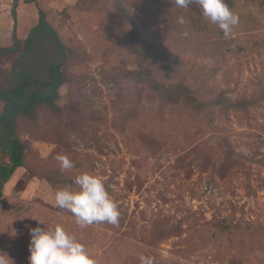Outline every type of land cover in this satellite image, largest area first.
I'll use <instances>...</instances> for the list:
<instances>
[{
	"label": "rangeland",
	"instance_id": "1",
	"mask_svg": "<svg viewBox=\"0 0 264 264\" xmlns=\"http://www.w3.org/2000/svg\"><path fill=\"white\" fill-rule=\"evenodd\" d=\"M231 1L239 23L225 37L196 3L20 0L19 39L41 9L68 59L57 106L19 119L25 164L0 199V251L14 264H29L30 228L57 224L100 264H141V255L153 264H264V6ZM12 9L13 0H0V47L12 45ZM131 40L146 59L142 70ZM34 43L23 61L30 90L49 81L48 66L62 55L44 34ZM17 58L4 61L2 84ZM143 68L154 81L139 78ZM155 83L182 85L198 104L170 103ZM7 143L0 123V163L9 162ZM57 154L74 167L61 171ZM83 172L103 178L118 226L81 227L55 206V192L76 188Z\"/></svg>",
	"mask_w": 264,
	"mask_h": 264
},
{
	"label": "clouds",
	"instance_id": "2",
	"mask_svg": "<svg viewBox=\"0 0 264 264\" xmlns=\"http://www.w3.org/2000/svg\"><path fill=\"white\" fill-rule=\"evenodd\" d=\"M172 3L185 9L196 3L203 16L216 24L225 37L239 23V16L229 8L226 0H172ZM186 23L183 15L177 17L178 25L183 26ZM181 35L187 37L189 33L185 30ZM55 159L59 162L61 171L74 167L66 154H57ZM75 185L76 188L69 185L55 192L56 207L72 213L81 227L105 222L119 225L118 204L110 195L101 176L83 172L76 176ZM37 221L44 225L43 221ZM30 237L29 264H100L87 247L60 224L54 228L39 225L30 228ZM139 259L141 264H153L151 257L141 255ZM0 264H14V261L6 252L0 251Z\"/></svg>",
	"mask_w": 264,
	"mask_h": 264
},
{
	"label": "trees",
	"instance_id": "3",
	"mask_svg": "<svg viewBox=\"0 0 264 264\" xmlns=\"http://www.w3.org/2000/svg\"><path fill=\"white\" fill-rule=\"evenodd\" d=\"M33 1L24 0L25 4H30ZM259 1L264 6V0ZM226 2L232 1L226 0ZM19 5L20 0H13L12 17L14 19V29L12 33V45L0 47V77L3 72L2 66L4 61L18 55L11 80L5 85L0 81V102L3 104V112L0 113V123L5 125L8 137V143L4 146L3 151L4 153L6 151L9 159L7 164L0 163V199L4 196L5 185L25 164L27 146L18 135L19 119L21 117L34 118L38 107L41 105L56 107L60 99V89L67 83L65 67L68 52L56 31L47 22L45 12L39 9V22L37 26L31 30L30 35L22 42L17 33V10ZM43 34L55 41L57 47L62 51V55L58 62L48 66L49 81L42 88L30 90L32 86L31 78L23 68V61L34 51L35 39ZM128 48L139 59V65L142 70L146 59L137 45V40H131ZM144 70L143 68V71L137 73L139 78H150L149 72ZM150 79L153 80L152 78ZM155 84L156 92L165 93L164 99L170 103L182 101L190 105L198 104V101L192 96L191 91L182 85L164 86Z\"/></svg>",
	"mask_w": 264,
	"mask_h": 264
}]
</instances>
